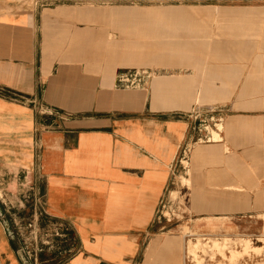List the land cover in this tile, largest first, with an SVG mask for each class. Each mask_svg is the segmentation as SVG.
Here are the masks:
<instances>
[{
    "label": "crops",
    "instance_id": "obj_1",
    "mask_svg": "<svg viewBox=\"0 0 264 264\" xmlns=\"http://www.w3.org/2000/svg\"><path fill=\"white\" fill-rule=\"evenodd\" d=\"M262 12L264 0H0V264H35L8 220L29 214L54 232L51 264H142L191 136L175 100H219L197 92L196 71L158 76L146 90L116 89L117 75L127 66L195 70L192 54L213 48L211 74L222 83L214 87L227 94L241 84L236 107L260 114L264 88L254 98L245 82L255 63L224 60L198 32L246 21L264 50ZM212 13L219 24L202 25ZM144 32L163 40L143 51L136 39ZM224 65L237 68L226 75Z\"/></svg>",
    "mask_w": 264,
    "mask_h": 264
},
{
    "label": "rangeland",
    "instance_id": "obj_2",
    "mask_svg": "<svg viewBox=\"0 0 264 264\" xmlns=\"http://www.w3.org/2000/svg\"><path fill=\"white\" fill-rule=\"evenodd\" d=\"M189 9L193 13L209 10ZM258 9L263 10L260 7ZM212 14L202 17L208 20L201 22L202 25L219 24L209 20L210 17L218 19L217 13ZM245 22H234L232 25L235 26L223 33L214 29H199L198 38L208 43L206 45L213 44L226 61L243 62L247 65L252 61L255 63V75L247 77L245 81L255 98L262 95L264 88V50L259 47L253 28ZM141 36L136 42L141 43L143 51H150L148 46L163 40L151 38L147 32ZM177 39L179 40L178 37L169 40ZM132 40L135 41V38ZM192 57L196 63L195 70L181 65L149 67L166 70L168 73L162 76L166 79L196 78V71L201 76L197 92L205 94L210 91L212 97L219 101H192L187 104L182 100H175L176 106H180L176 112H190L196 103V106H203L204 110L196 124V138L190 143L187 154L184 155L182 150L177 161L171 185L157 215L155 232L151 236L154 241L142 264H184L187 251L196 259L198 256V264H264V110L256 114L243 107H236L241 84L227 88V94L223 93L221 87H214L222 84L210 70L211 66L219 62L215 49L197 50ZM140 67L145 66L126 68ZM221 67L224 68V74L227 68H237L236 65ZM214 108L223 109V121H220L222 115L213 114ZM63 117L64 122L70 118L65 114ZM232 119L239 120L242 126L250 124V128L232 130ZM215 133L222 137L221 142L209 140L210 137L214 138ZM198 139H202L201 142ZM213 147L222 150L219 153ZM249 147L252 149L247 154ZM236 159L239 162L242 160L244 167L237 164L239 162ZM193 173L199 174L194 176ZM236 176L240 178V184ZM36 219L30 214L22 218L19 215L8 217V220H12L21 252L24 254L27 250L31 256L44 254L43 264H51L49 260L54 251L51 243L54 232L40 230ZM42 248L45 251L40 253Z\"/></svg>",
    "mask_w": 264,
    "mask_h": 264
},
{
    "label": "built area",
    "instance_id": "obj_3",
    "mask_svg": "<svg viewBox=\"0 0 264 264\" xmlns=\"http://www.w3.org/2000/svg\"><path fill=\"white\" fill-rule=\"evenodd\" d=\"M167 74L166 70H154V69H147V68H132L127 69L124 71H121L118 73L116 78L115 87L118 90H146L149 88L151 82L158 76H163ZM2 90H0L1 93ZM204 110L203 106H195L190 112H183L179 114V117L188 121L190 124V132L191 136L189 139V142L184 147V155L187 154L189 151L190 143L194 141L196 138V124L199 122V119L201 118V114ZM214 113L222 115V119L220 121H223V109L218 110L217 108H214L212 110ZM219 111V112H215ZM221 125V124H220ZM219 126V125H217ZM206 138V137H205ZM202 139H198L199 142H201ZM211 140V137L209 138ZM196 142V143H199ZM264 221V220H263ZM31 227V226H30ZM15 231V230H14ZM13 229L11 230L12 236L16 237L15 232ZM44 249L42 248L40 250V253H43ZM24 255L28 261H35V264H38V253L35 256H31L30 252L27 250L24 252ZM198 259V256H196ZM193 255H190L187 251L184 256V264H198V261Z\"/></svg>",
    "mask_w": 264,
    "mask_h": 264
},
{
    "label": "bare ground",
    "instance_id": "obj_4",
    "mask_svg": "<svg viewBox=\"0 0 264 264\" xmlns=\"http://www.w3.org/2000/svg\"><path fill=\"white\" fill-rule=\"evenodd\" d=\"M219 128L222 129V126H220ZM221 138L222 137L218 133H215L214 138H212L211 140L214 139L213 142H220L222 140ZM193 174L194 176H198L197 173H193Z\"/></svg>",
    "mask_w": 264,
    "mask_h": 264
}]
</instances>
